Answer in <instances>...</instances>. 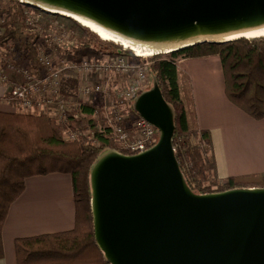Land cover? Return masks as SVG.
<instances>
[{"label": "water", "instance_id": "95a60500", "mask_svg": "<svg viewBox=\"0 0 264 264\" xmlns=\"http://www.w3.org/2000/svg\"><path fill=\"white\" fill-rule=\"evenodd\" d=\"M19 1L64 12L135 54L264 36V0ZM133 109L157 128L158 141L136 154L106 148L90 168L95 240L105 260L264 264V187L194 192L176 154L174 108L155 77Z\"/></svg>", "mask_w": 264, "mask_h": 264}, {"label": "trees", "instance_id": "16d2710c", "mask_svg": "<svg viewBox=\"0 0 264 264\" xmlns=\"http://www.w3.org/2000/svg\"><path fill=\"white\" fill-rule=\"evenodd\" d=\"M4 0H0V6ZM3 11L7 15V37L26 51L24 57L38 65L34 36L23 26L19 0H9ZM77 24L88 35L82 46H94L103 52L135 55L114 41L101 38L90 28ZM13 55V53H11ZM220 57L226 94L230 101L255 119L264 118V36L240 38L222 44H200L181 51L152 55L151 74L156 78L164 98L175 111L177 157L188 185L196 193L221 192L237 187H264V172L230 176L218 175L210 130L198 123L192 84L189 78L181 84L178 62L182 58ZM78 82H63L61 92L72 95ZM14 101L10 95L6 96ZM97 105L75 102L69 124L58 123L48 114L0 110V259L4 257L3 230L11 205L24 192L26 179L52 172L72 177L76 220L74 228L15 240L17 264H110L95 240L91 209L90 168L101 150L122 149L112 132L94 117ZM78 114V117H75ZM92 128L94 138L65 141L63 130ZM206 144V145H204ZM133 154V153H130ZM187 162V164H186Z\"/></svg>", "mask_w": 264, "mask_h": 264}, {"label": "crops", "instance_id": "0c3cea01", "mask_svg": "<svg viewBox=\"0 0 264 264\" xmlns=\"http://www.w3.org/2000/svg\"><path fill=\"white\" fill-rule=\"evenodd\" d=\"M178 68L181 84L186 78L191 81L200 127L211 132L219 177L264 172V118L255 119L230 101L220 57L182 58ZM12 85L10 81L0 82V110L22 111L18 101L6 97ZM75 220L70 174L52 172L28 177L24 192L11 205L4 224V257L0 264H17V238L70 230Z\"/></svg>", "mask_w": 264, "mask_h": 264}, {"label": "rangeland", "instance_id": "374dc122", "mask_svg": "<svg viewBox=\"0 0 264 264\" xmlns=\"http://www.w3.org/2000/svg\"><path fill=\"white\" fill-rule=\"evenodd\" d=\"M8 1L9 0H4L0 6V40L7 37V15L3 9H7L10 4ZM20 6L22 8L23 26L34 36L35 39L34 47H36L38 65H34L29 58L24 57V54L26 55L27 52H23V48L18 47L16 43L12 42L9 38L7 43L0 44V72L8 77L4 80L0 76L1 83L10 81L13 83V88L17 84H23L29 81V75L32 76L33 80L45 77L38 85L41 90L40 94L43 97L48 93L50 73L53 70H57L61 74V90L64 81L67 82L69 79H74L78 82L77 86L72 87L70 90L72 95H70L69 98L61 92L66 99L70 100L65 101V116L60 117L59 114L52 116L53 113L48 107L36 108L39 110V113L48 114L58 123L68 125L73 103L78 101L92 102L97 105L94 117L101 121V126L104 127V129L108 123L107 115H109L115 107L123 105V102H125L123 105L124 109L134 115V117L136 116L133 109L134 101H128L122 96V93L127 91L136 79V71L133 69L127 72V75H124L122 69L109 67L110 62L116 59L120 54L103 52L92 45L82 46V44L87 41L88 35L72 18L49 13L42 9L22 4L21 2ZM122 49L125 50L127 48L122 46ZM11 53H13V55H11ZM39 56L49 58L53 63L52 69H47L40 62ZM123 56L135 67L141 65L143 60L148 61V79L145 82L146 86L139 93L149 89L152 86L154 79V76L150 71L152 56L146 58L138 57L136 54H123ZM84 60L88 61L89 64L104 65L105 67L102 69H97V67H94L93 69H91V67L83 68L80 64ZM97 85L101 86L100 91L96 92L94 90L90 94L85 93L84 90L86 87ZM7 95H10V93ZM19 108L24 112L38 113V111L33 109H25L20 103ZM78 116V114H75V117ZM78 129L80 132L90 130L87 136L81 135L82 137L78 139L85 142L87 139L94 138L95 133L92 128H72L67 126L63 130L64 140L75 141L67 139L69 136V133L67 132Z\"/></svg>", "mask_w": 264, "mask_h": 264}, {"label": "built area", "instance_id": "2783aa9c", "mask_svg": "<svg viewBox=\"0 0 264 264\" xmlns=\"http://www.w3.org/2000/svg\"><path fill=\"white\" fill-rule=\"evenodd\" d=\"M136 56L143 58L148 57L139 55ZM39 60L47 69H52L53 63L49 58L45 56H39ZM80 66L83 68L91 67V69L94 67H97V69H102L105 67L104 65L89 64V62L86 60L82 61ZM109 67L122 69L124 73L133 69L136 71V79L133 81L128 90L122 93L124 99L128 101H134L136 95L146 86L145 82L148 79V61L143 60L141 65L135 67L134 65H131L123 55L120 54L116 57V59L110 62ZM0 76L4 80L8 78L5 74H2V72H0ZM44 78L45 77H42V79L40 78L33 80L32 76L29 75V81L23 84H17L11 89V98L18 101L27 110L48 107L53 113L52 116L59 114L60 117H64L66 111L65 101L70 100L66 99L61 93L60 72L53 70L50 73L48 93L42 97L40 94L41 90L38 85ZM100 89V85L88 86L84 91L85 93L90 94L92 91L95 90L98 92ZM124 104L125 102H123V105ZM123 105L115 107L112 109L111 113L107 115L108 123L106 124L105 128L111 130L114 140L122 149L128 151L129 153L136 154L149 149L158 141L159 133L157 128L151 122L139 116L135 111L134 112L136 116L134 117V115L130 114L126 111V109H124ZM89 132L90 130H84L81 132L79 129L70 130L67 132L69 133L67 139L76 140L82 137L81 135L87 136ZM177 146L179 147V143L175 144L176 151Z\"/></svg>", "mask_w": 264, "mask_h": 264}, {"label": "bare ground", "instance_id": "6f19581e", "mask_svg": "<svg viewBox=\"0 0 264 264\" xmlns=\"http://www.w3.org/2000/svg\"><path fill=\"white\" fill-rule=\"evenodd\" d=\"M56 13H57V14H61V15L64 14V12H59V11H56ZM102 35H103L102 37H104V38L107 37V36L104 35V34H102ZM136 55H139V56H152V55H154V54H152V53H145V54H136Z\"/></svg>", "mask_w": 264, "mask_h": 264}]
</instances>
